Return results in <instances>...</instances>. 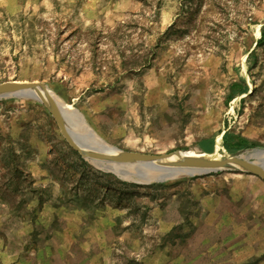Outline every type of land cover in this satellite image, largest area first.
<instances>
[{
	"label": "rangeland",
	"instance_id": "374dc122",
	"mask_svg": "<svg viewBox=\"0 0 264 264\" xmlns=\"http://www.w3.org/2000/svg\"><path fill=\"white\" fill-rule=\"evenodd\" d=\"M262 27L264 0H0V84H45L118 152L194 150L221 131L257 144L236 155L264 150ZM241 80L248 92L228 99ZM106 161L74 149L43 105L0 98V264H89L83 249L142 264L179 236L150 223L172 188L185 215L196 180L264 185L228 170L134 182Z\"/></svg>",
	"mask_w": 264,
	"mask_h": 264
},
{
	"label": "crops",
	"instance_id": "0c3cea01",
	"mask_svg": "<svg viewBox=\"0 0 264 264\" xmlns=\"http://www.w3.org/2000/svg\"><path fill=\"white\" fill-rule=\"evenodd\" d=\"M224 132L201 137L195 149L205 156H213L220 136L223 154L234 155L223 147ZM207 179L189 184L191 204L185 215L179 203L169 199L175 197V188L165 194L167 199L162 204L158 201L157 205L150 206L153 217L150 223L166 236L164 241L173 231H178L179 236L172 243L165 242L158 252L143 255L146 259L142 264H264V185L237 179L215 186ZM94 251L83 249L79 252L82 255L77 256L80 260L91 257L89 264H99ZM136 254L139 259L135 261L141 264L140 254Z\"/></svg>",
	"mask_w": 264,
	"mask_h": 264
},
{
	"label": "water",
	"instance_id": "95a60500",
	"mask_svg": "<svg viewBox=\"0 0 264 264\" xmlns=\"http://www.w3.org/2000/svg\"><path fill=\"white\" fill-rule=\"evenodd\" d=\"M13 97L37 102L43 105L55 121L60 134L76 150H85L87 155L94 159L108 160L116 163L129 164H156L168 163L173 157L183 159L184 163L169 164L171 169L167 176H173L174 170H187V176L195 174L216 172L222 170L238 171L259 177L264 181V165H256L251 161L244 160L238 155H230L224 158H213L197 152L194 156L187 155L189 150H177L167 154H130L109 153L87 148V142L82 135L77 134L64 118L62 108L51 97L46 85L39 82H5L0 84V98ZM198 151V150H197ZM191 172H194L192 174ZM164 182V181H160Z\"/></svg>",
	"mask_w": 264,
	"mask_h": 264
},
{
	"label": "bare ground",
	"instance_id": "6f19581e",
	"mask_svg": "<svg viewBox=\"0 0 264 264\" xmlns=\"http://www.w3.org/2000/svg\"><path fill=\"white\" fill-rule=\"evenodd\" d=\"M55 102L62 108L63 115L65 120L71 129H73L77 134L82 135L86 142L87 148H94L99 151L109 152V153H119L118 150L110 147H104L100 144L99 138L86 126L81 117L75 113L70 111V105L61 102V100L57 99L53 94ZM51 96V97H52ZM52 97V98H53ZM221 150L220 145V136L217 137V143L215 146V154L211 157L219 158V151ZM199 152L196 149L187 151V155L194 156ZM240 158L244 160H248L253 162L256 165H264V150L254 149L238 155ZM175 163H184L183 159L179 157H173L168 163L163 165L156 164H129V163H116L112 161H106L105 166H100L104 170H111L115 172L120 178L124 180L134 181V182H160L167 181L170 179L179 178L182 176L188 175L190 171L187 170H174L173 176H167L169 171V164ZM194 174V172H191Z\"/></svg>",
	"mask_w": 264,
	"mask_h": 264
},
{
	"label": "trees",
	"instance_id": "16d2710c",
	"mask_svg": "<svg viewBox=\"0 0 264 264\" xmlns=\"http://www.w3.org/2000/svg\"><path fill=\"white\" fill-rule=\"evenodd\" d=\"M264 44V27H262L260 36L256 42L257 46ZM248 92V87L241 80L239 82L232 83L229 87L228 99H233L235 96H242ZM222 144L224 149L228 153H237L244 149H249L255 147L257 144L255 142L249 141L247 138L241 135H235L225 131L222 134Z\"/></svg>",
	"mask_w": 264,
	"mask_h": 264
}]
</instances>
